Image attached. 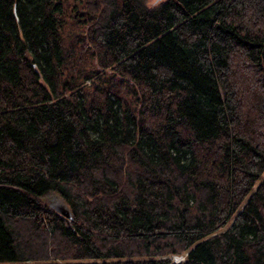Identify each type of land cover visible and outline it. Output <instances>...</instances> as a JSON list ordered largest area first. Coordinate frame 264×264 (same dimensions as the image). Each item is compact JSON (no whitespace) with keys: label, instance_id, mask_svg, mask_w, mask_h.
I'll list each match as a JSON object with an SVG mask.
<instances>
[{"label":"trees","instance_id":"16d2710c","mask_svg":"<svg viewBox=\"0 0 264 264\" xmlns=\"http://www.w3.org/2000/svg\"><path fill=\"white\" fill-rule=\"evenodd\" d=\"M0 264H264V0H0Z\"/></svg>","mask_w":264,"mask_h":264},{"label":"water","instance_id":"95a60500","mask_svg":"<svg viewBox=\"0 0 264 264\" xmlns=\"http://www.w3.org/2000/svg\"><path fill=\"white\" fill-rule=\"evenodd\" d=\"M51 206H53L56 210H58L61 214H64L66 216H70L71 215V211L68 207V205L66 204V202L62 199V201L59 202H48ZM176 259L177 256H175Z\"/></svg>","mask_w":264,"mask_h":264},{"label":"rangeland","instance_id":"374dc122","mask_svg":"<svg viewBox=\"0 0 264 264\" xmlns=\"http://www.w3.org/2000/svg\"><path fill=\"white\" fill-rule=\"evenodd\" d=\"M153 2H154V0H148V4L153 3ZM45 200L47 202L56 203V202L62 201V198L60 196L56 195L55 193L51 192V193H48L47 195H45ZM175 256H177V258H182L181 255H175Z\"/></svg>","mask_w":264,"mask_h":264}]
</instances>
